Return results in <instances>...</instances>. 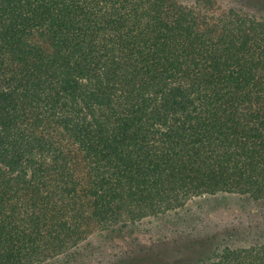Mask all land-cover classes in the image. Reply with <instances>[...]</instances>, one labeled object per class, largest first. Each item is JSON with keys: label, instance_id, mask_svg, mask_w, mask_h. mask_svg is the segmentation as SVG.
<instances>
[{"label": "trees", "instance_id": "obj_1", "mask_svg": "<svg viewBox=\"0 0 264 264\" xmlns=\"http://www.w3.org/2000/svg\"><path fill=\"white\" fill-rule=\"evenodd\" d=\"M226 195L264 201V0H0V264H83ZM193 260L264 264V241Z\"/></svg>", "mask_w": 264, "mask_h": 264}, {"label": "rangeland", "instance_id": "obj_2", "mask_svg": "<svg viewBox=\"0 0 264 264\" xmlns=\"http://www.w3.org/2000/svg\"><path fill=\"white\" fill-rule=\"evenodd\" d=\"M124 232L125 238L111 234L91 238L82 248L92 260L83 264H114L120 251L128 253L139 246L161 251V264H180L208 258L227 246L262 242L264 201L236 195L198 198L182 210L146 219ZM183 240L198 243L197 248L186 251Z\"/></svg>", "mask_w": 264, "mask_h": 264}]
</instances>
